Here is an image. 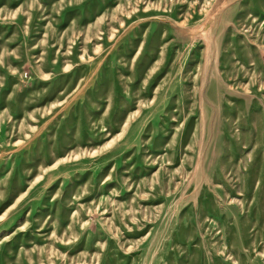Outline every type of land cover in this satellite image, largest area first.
Wrapping results in <instances>:
<instances>
[{"label":"rangeland","instance_id":"obj_1","mask_svg":"<svg viewBox=\"0 0 264 264\" xmlns=\"http://www.w3.org/2000/svg\"><path fill=\"white\" fill-rule=\"evenodd\" d=\"M0 264H264V0H0Z\"/></svg>","mask_w":264,"mask_h":264}]
</instances>
